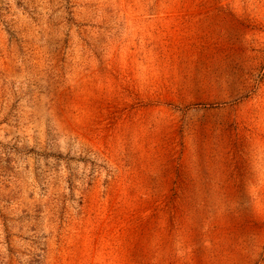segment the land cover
Wrapping results in <instances>:
<instances>
[{
  "label": "rangeland",
  "instance_id": "obj_1",
  "mask_svg": "<svg viewBox=\"0 0 264 264\" xmlns=\"http://www.w3.org/2000/svg\"><path fill=\"white\" fill-rule=\"evenodd\" d=\"M0 264H264V0H0Z\"/></svg>",
  "mask_w": 264,
  "mask_h": 264
},
{
  "label": "bare ground",
  "instance_id": "obj_2",
  "mask_svg": "<svg viewBox=\"0 0 264 264\" xmlns=\"http://www.w3.org/2000/svg\"><path fill=\"white\" fill-rule=\"evenodd\" d=\"M208 19H210V18H208ZM207 160H210V159L207 158ZM207 188H208V185L197 184L194 186V192L199 194L200 196H203V195L205 196V191L210 189V188H208V189ZM211 191L215 195V197L213 198V201L222 198V194L224 193V190H222L221 188H219L217 186H214V188L211 189ZM195 199L198 201H205L204 198H196L195 197ZM208 200H210V198H208Z\"/></svg>",
  "mask_w": 264,
  "mask_h": 264
}]
</instances>
